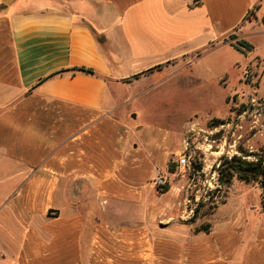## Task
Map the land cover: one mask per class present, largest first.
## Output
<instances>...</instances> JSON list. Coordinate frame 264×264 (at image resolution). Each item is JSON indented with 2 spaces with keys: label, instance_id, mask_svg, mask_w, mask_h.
<instances>
[{
  "label": "crops",
  "instance_id": "obj_1",
  "mask_svg": "<svg viewBox=\"0 0 264 264\" xmlns=\"http://www.w3.org/2000/svg\"><path fill=\"white\" fill-rule=\"evenodd\" d=\"M258 18L264 0H0V264H264L263 224L178 212L177 132L107 96L202 78Z\"/></svg>",
  "mask_w": 264,
  "mask_h": 264
},
{
  "label": "rangeland",
  "instance_id": "obj_2",
  "mask_svg": "<svg viewBox=\"0 0 264 264\" xmlns=\"http://www.w3.org/2000/svg\"><path fill=\"white\" fill-rule=\"evenodd\" d=\"M28 6L32 8L36 3L32 1ZM252 19L251 14L248 20ZM255 25L264 29L261 18ZM228 38L236 42L237 34ZM250 42L254 50L249 57L234 46L242 54L218 51L208 56L203 77L196 80L183 76L169 80L162 75L147 80L143 86L139 84L134 90L122 86L117 90L118 95L113 83L108 89V103L120 104L119 115L126 117L131 125L177 132L178 164L185 142L191 143L196 171L190 172L179 165L181 171L173 173L176 177L179 173L177 179L184 177L178 210L181 215L189 213L193 218L195 208L199 216L214 209L212 214L200 218V226L209 224L210 219L217 223L227 217H244L249 223L258 221L264 225L260 184L234 179L226 187L219 183L217 171L221 158L241 155L240 148L254 154L248 159L264 160V36L257 35ZM107 54L112 59L108 50ZM212 118L227 123L211 128L208 124Z\"/></svg>",
  "mask_w": 264,
  "mask_h": 264
},
{
  "label": "trees",
  "instance_id": "obj_3",
  "mask_svg": "<svg viewBox=\"0 0 264 264\" xmlns=\"http://www.w3.org/2000/svg\"><path fill=\"white\" fill-rule=\"evenodd\" d=\"M231 45L237 48L244 54L251 52L254 50V46L245 41V40H236V42H231ZM72 75H75L76 72H83L90 75H95V71L90 68H75L72 70ZM67 71H61L53 74L52 76L56 75H64ZM51 76V77H52ZM227 120L220 119V118H212L209 122V127L217 128L221 125H225ZM239 152L241 155H233L232 157H222L220 160V164L218 166V181L223 186L229 187L230 184L234 179L245 183H258L262 189V204L264 206V160L257 158L256 160H250L248 157L254 156V154L245 152L243 149L240 148ZM172 171V166H170ZM161 191H167L168 186H159ZM226 202L224 201L223 204ZM214 209L208 210L202 216H206L212 214ZM199 216L198 208L194 210V216L192 220H196L197 218H201ZM210 228V224L201 226L198 228L197 231H208Z\"/></svg>",
  "mask_w": 264,
  "mask_h": 264
},
{
  "label": "built area",
  "instance_id": "obj_4",
  "mask_svg": "<svg viewBox=\"0 0 264 264\" xmlns=\"http://www.w3.org/2000/svg\"><path fill=\"white\" fill-rule=\"evenodd\" d=\"M194 153L195 152L191 146V143L189 141H186L184 148H183V154H182L181 158L179 159V165L188 169V171H190V172L196 171L195 165L193 163ZM158 185L164 186L165 185L164 179H159Z\"/></svg>",
  "mask_w": 264,
  "mask_h": 264
}]
</instances>
